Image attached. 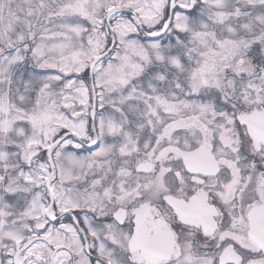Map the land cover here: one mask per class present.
<instances>
[{"label":"snow or ice","instance_id":"1","mask_svg":"<svg viewBox=\"0 0 264 264\" xmlns=\"http://www.w3.org/2000/svg\"><path fill=\"white\" fill-rule=\"evenodd\" d=\"M0 264H264V0H0Z\"/></svg>","mask_w":264,"mask_h":264}]
</instances>
